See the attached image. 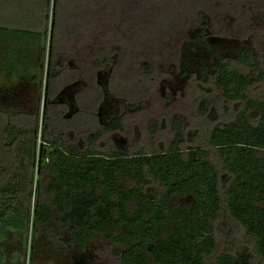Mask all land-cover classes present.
I'll use <instances>...</instances> for the list:
<instances>
[{
	"label": "trees",
	"instance_id": "obj_1",
	"mask_svg": "<svg viewBox=\"0 0 264 264\" xmlns=\"http://www.w3.org/2000/svg\"><path fill=\"white\" fill-rule=\"evenodd\" d=\"M219 12L241 37L224 34ZM182 16L200 28L193 44L221 37L241 46L190 75L202 125L180 114L150 120V139L170 140L119 148L123 110L144 104L136 97L159 79L151 66L131 65L148 44L161 49ZM246 36L256 43L242 46ZM263 42L264 0H0V81L36 83L39 68L44 79L41 116L0 108V246L9 263L102 247L119 264H264ZM113 53L124 61L115 65ZM74 84L70 101L58 102ZM106 94L123 109L96 125Z\"/></svg>",
	"mask_w": 264,
	"mask_h": 264
},
{
	"label": "rangeland",
	"instance_id": "obj_2",
	"mask_svg": "<svg viewBox=\"0 0 264 264\" xmlns=\"http://www.w3.org/2000/svg\"><path fill=\"white\" fill-rule=\"evenodd\" d=\"M209 4L212 3L209 1ZM195 12L201 13L204 8L201 4H197ZM220 13L219 19H217L220 29L231 35V38L239 36L238 33H243V29H238L236 26L233 27L232 20L229 16V12ZM227 16V19L225 18ZM194 17H181L180 23L182 26L176 27L172 24V27L164 30L165 39L160 41L162 47L159 50H154L148 44L145 48L147 57L141 58L135 63H132L131 67H139L141 65H149L152 67L158 80L150 92H145L140 97H136L138 102L144 103L140 105L137 102L128 103V108L124 109L123 112L126 114V120L124 122L125 132L121 135L114 137L113 141L119 148H127L130 151L136 149H152L158 146V142L163 140L168 141L170 137L168 132L162 134L163 137H157L150 139L147 134L146 126L150 120H158V118L164 117L170 120L175 114H180L185 118L191 127H199L200 122L197 119L196 111L193 110L194 106L190 103L191 93L193 95L192 86L195 81L193 77H190L192 71L199 72L201 66L211 65L214 61L217 53L224 55H231L236 51L241 43L234 39L221 38V37H208L205 43L200 45L193 44L192 39L195 33L199 31L194 23ZM239 20V18H236ZM127 30V29H126ZM125 31V29H123ZM163 31V32H164ZM87 32L92 33L96 36V25H91L87 28ZM122 31H117L116 40L120 39L119 35ZM127 33V32H126ZM144 35L147 34L143 31ZM174 33V34H173ZM235 34V36H233ZM131 39V36H126ZM170 39V40H169ZM245 42L242 46H248L255 44L256 41L251 40L247 36L244 37ZM117 41L112 42L116 44ZM149 43V42H148ZM99 45V43H97ZM264 44V42H263ZM109 45V43H108ZM194 46V49H191ZM181 48L180 54L178 51ZM155 54V55H154ZM112 58L115 60L114 64H120L121 57L119 53H113ZM179 59V61H178ZM126 61V60H125ZM92 62V61H90ZM81 61H69L68 65L74 69L78 68ZM133 71L139 73V69L133 68ZM106 72H96V80L103 84ZM36 83H32L29 80L14 81L11 84H4L0 81V108L9 105L8 107L19 108L33 113V115L39 113L41 116V103H42V90L44 87V79L40 68L37 71ZM10 87V89H9ZM76 84L71 87H67L62 91L61 97L57 99L58 102L68 103L71 99L72 92L76 89ZM105 86L103 85V89ZM260 88V87H259ZM263 91L264 87L259 89ZM211 95V93L209 94ZM167 96L170 97L167 100ZM198 98V96H197ZM198 99L196 100V102ZM191 104H189V103ZM122 110V104L118 103L117 100L110 98L107 94L104 99L97 105L96 108V125L100 122L105 123L112 115ZM39 110V111H38ZM110 139L106 136L102 139V144H108ZM0 264H13L9 263L6 252L0 246ZM44 264H119L117 260L112 257L107 249L102 247H96V251H88L85 254H72L68 252H59L55 255L48 253Z\"/></svg>",
	"mask_w": 264,
	"mask_h": 264
}]
</instances>
